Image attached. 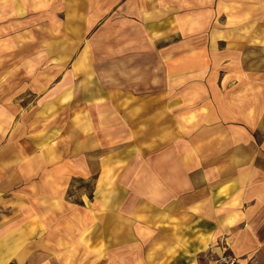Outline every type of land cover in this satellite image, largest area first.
<instances>
[{"label":"rangeland","instance_id":"obj_1","mask_svg":"<svg viewBox=\"0 0 264 264\" xmlns=\"http://www.w3.org/2000/svg\"><path fill=\"white\" fill-rule=\"evenodd\" d=\"M0 168V224L71 264L239 258L209 252L264 184V0H0Z\"/></svg>","mask_w":264,"mask_h":264},{"label":"crops","instance_id":"obj_2","mask_svg":"<svg viewBox=\"0 0 264 264\" xmlns=\"http://www.w3.org/2000/svg\"><path fill=\"white\" fill-rule=\"evenodd\" d=\"M1 177L2 169L0 168ZM251 182L253 181L251 180ZM236 198L240 200L238 206L226 205L224 206V213L220 212L219 217H215V225L221 226V228L218 230L217 226V228L213 227V229L215 231L218 230V234L220 236L223 235L224 239L222 238L219 241L218 246H212V252L209 253H220L224 248H229L242 259L250 260V264H264V184H260V186L250 184L247 190H245L244 186H241V190L236 193ZM27 221L24 222L20 218H12L0 224V246L3 245L6 237L10 235L12 246L20 247V252L11 253L10 257L7 256L9 258H2L0 255V264L72 263L71 260L67 261V257H69L67 254L68 240L65 233H58L55 231L56 228H50L48 232L33 235L29 232L30 228ZM214 223L207 222L209 226ZM209 228L211 229V227ZM213 238H210L209 235L201 239L197 238L193 242V249H190L187 253L177 254L172 262H169V255L166 252L167 260L165 264H194L197 256V264L205 261V258H202L206 257L208 253L204 254L203 252L206 251L209 244H214L211 242ZM205 240H208V243L205 244ZM221 242H223V245H221ZM69 244L71 247V239ZM62 246L67 247L66 254L65 252L62 253L60 249ZM34 247L38 251L36 254L34 253ZM191 252L193 255H191ZM146 264H148L147 260Z\"/></svg>","mask_w":264,"mask_h":264},{"label":"bare ground","instance_id":"obj_3","mask_svg":"<svg viewBox=\"0 0 264 264\" xmlns=\"http://www.w3.org/2000/svg\"><path fill=\"white\" fill-rule=\"evenodd\" d=\"M208 243V240H205V244ZM17 246H12V242L10 240V235L6 237L3 242V245L0 246V255L2 258L9 256L11 253H19L20 247L16 248ZM200 249V248H199ZM7 257V258H9ZM241 259V257H239Z\"/></svg>","mask_w":264,"mask_h":264},{"label":"built area","instance_id":"obj_4","mask_svg":"<svg viewBox=\"0 0 264 264\" xmlns=\"http://www.w3.org/2000/svg\"><path fill=\"white\" fill-rule=\"evenodd\" d=\"M216 264H242V261L240 260V258H237L235 256H229L227 258L219 259Z\"/></svg>","mask_w":264,"mask_h":264}]
</instances>
